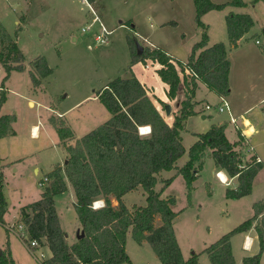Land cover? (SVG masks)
Returning a JSON list of instances; mask_svg holds the SVG:
<instances>
[{
  "label": "trees",
  "instance_id": "obj_1",
  "mask_svg": "<svg viewBox=\"0 0 264 264\" xmlns=\"http://www.w3.org/2000/svg\"><path fill=\"white\" fill-rule=\"evenodd\" d=\"M96 1L87 0L94 6ZM192 1L194 21L202 32L200 40L193 44L187 61H175L157 46H143V51L139 53L137 41L127 37L131 64L150 59L161 65L158 74L168 84L169 98L176 96L183 83L185 97L172 123L165 121L144 86L131 72L127 77H114L95 91V97L111 116L77 138L73 144L64 142L72 136L65 122L58 117L50 118L67 152L66 161L63 166L56 165L48 173L49 184L44 187L37 200L20 209L19 221L27 227L30 238L43 241L50 249L51 256L44 264H133L125 249L128 230L136 242L140 243L143 239L149 242L161 264H198V253L193 252L186 259L181 254L173 229L175 198L161 197L172 178L163 179L159 191L154 187L157 174L173 169L177 159L185 153L180 131L184 128L185 120L196 114L192 99L198 82L204 83L218 96H226L230 90V61L226 46L223 42L207 46L208 34L201 17L210 10H221L228 5L243 7L246 3L243 0H227L222 3L212 0ZM256 1L258 0H254ZM23 19L20 16L19 21L23 23ZM225 21L229 43L237 47L239 39L253 26V20L248 13L229 12ZM20 29L18 26L14 35H11L0 22V66L4 71L0 107L6 100L3 84L10 73L25 70V56L16 42L17 31ZM185 68H190L196 76L187 77L184 74ZM28 72L32 85L38 87L42 78L50 75L52 69L44 56H37L31 61ZM13 121V115H0V138L14 134L11 126ZM142 126H149L150 132L141 134L139 127ZM224 129V125L213 124L205 132L196 134V141L188 149V160L178 168V173L185 179L188 199L192 182L196 178L193 171L195 164L199 163L201 166L206 150H210L216 167L224 170L229 177L236 176L238 179L236 188L226 189L227 198L237 199L251 192L253 178L263 168V164L256 162L255 156H251L243 164L235 149L237 141L230 142ZM239 138H243L240 133ZM63 174L74 190V208L83 232L71 244L61 229L54 201L55 195L67 189ZM3 182L4 175L0 165L2 224L7 210ZM139 186L146 194V202L129 209L122 197ZM110 197L115 198L116 206L112 204ZM97 200H102L103 205L94 208L93 202ZM252 208L254 213L251 217L202 250L208 255L211 264H235L230 238L235 233L252 227L257 234L259 250L252 256L244 257L242 264H260L264 251V198L253 203ZM156 215L161 220L159 226L154 225ZM145 232L148 234L145 235ZM0 264H15L8 246L0 250Z\"/></svg>",
  "mask_w": 264,
  "mask_h": 264
},
{
  "label": "crops",
  "instance_id": "obj_2",
  "mask_svg": "<svg viewBox=\"0 0 264 264\" xmlns=\"http://www.w3.org/2000/svg\"><path fill=\"white\" fill-rule=\"evenodd\" d=\"M171 1L174 4L172 5V13L175 14L173 18L164 19L159 17L160 19H157L156 25L153 26L151 24L152 29H156V31H158L159 29H165L166 26H169L167 25V23L170 21H175L176 23L174 28H177L180 26L183 16H187V20L189 21V23H195V10L192 0H184V2L182 0ZM212 1L217 2L215 0ZM222 2L225 1L222 0L218 1L217 3ZM102 3H104L103 0H97L95 2L96 8H101ZM22 4L24 5L21 6V13L18 15V18H16L13 22L16 27H18V25L20 24L21 28V24L23 23L19 21V18L27 12V9L29 7L27 0H23ZM1 8L2 11H0V22L4 25L9 34L13 35L16 29H12L10 20L12 15L4 6ZM227 8L228 6L221 10H210L202 15L201 20L205 24L206 31L208 34L207 46L221 41L225 44L226 49L228 51L230 43H227L228 36L225 18L226 15L229 12H233V10L230 11L231 9H229L227 12ZM13 10L15 9L13 8ZM234 13L241 12L234 11ZM208 18H210L211 20L217 18L219 20V24L221 23V28H219V30L213 34L209 31L211 22L207 21ZM121 25H124L123 22H121ZM131 27L133 28L135 27V25H131ZM135 32L138 34L137 31ZM201 32L202 29L196 25V30L193 37L188 38L184 33H180L177 36L178 41L176 43H171L169 42V40L162 37L159 39H154L155 41L151 43L149 40H147L145 36L142 37V39L143 42H146V44H144L146 47H149L150 44H152L153 46L160 47L165 50L167 54H169L173 58V60L185 62L187 61L191 53L193 44L200 40ZM173 34L174 33L171 32L172 38L174 37ZM243 36L239 39L237 43V80H235L234 78V67L232 63H230V90L229 93L225 96L229 102L231 114L237 118L236 124L230 122L228 114L227 117L218 118L213 121H211L210 119L206 120L207 115L202 111L200 106L201 100L209 98L210 96L217 98H219L220 96L210 91L204 83L198 82L194 97L192 99V102L195 103L193 108L196 114L189 116L185 120L184 128L180 131V135L183 143L184 133L188 134L191 132V143L189 145L190 147L197 139L196 134L205 132L213 124L218 126L224 125L225 135L227 139L230 142L237 141V146L235 149L240 154L242 161L248 160L251 156H257L261 159L262 162H264V72L260 68L255 71V63H257L256 60L258 56L260 57V54L252 52L251 50L240 48V46H242L241 41L244 38ZM73 39L75 40V38ZM16 42L18 44L17 36ZM137 42H139V40ZM231 47L233 46L230 45V48ZM31 61L26 62L25 57V70L12 71L8 79L3 84L6 93V100L0 107V115L10 114L14 116V121L11 123V126L14 130V134L0 138V165L2 166V171L4 175L3 193L7 201V210L6 213L3 215V221L4 224L7 225H13L19 222L20 209L25 205L35 201H28L22 199L24 195H22V186L19 185V180L21 176L25 177L27 175V172L31 171V173L35 177L36 183L38 184V180L40 178H42L43 176L48 177V173L56 165L63 166L64 162L66 161L67 152L65 150L63 142L60 140L59 136L57 135V132L56 136L52 135L50 130H48V128L46 127V123H48L53 129V126L50 124L51 117L61 118L65 122L66 126L71 130L72 136L70 138L65 139L64 142L65 144H73L77 138H80L82 135L88 133L101 123L108 120L111 115L108 112V114H106L105 121L99 123L98 125H94L91 122V118L88 116V111H91V109L95 107V104H93V106L89 104V106L84 108V110H78V113L83 116V121L82 126L79 127L81 128V131H79L78 133H74L75 125L73 124L72 117H70L69 114H71V111L80 109L81 107H83V105H87L92 101H99L95 97L94 92L97 89L105 86L107 82L113 79L114 77H127L130 75V72L133 73L136 78L140 81V83L144 86L146 93L156 105L157 109L159 110L165 121L169 124L172 123L174 116L178 113L181 101L184 99L186 91L183 83H181V86L176 96L174 98H169L167 95L168 84L163 81L158 74V70L161 65L158 62L152 61L150 59H146V61L144 62L137 61L131 64V56L128 47L126 59L125 61H123V67L120 68V64L118 65V61L113 60V64L117 63L113 65V77H107L100 83L101 85H98L93 89H90L89 91L82 92L80 95L74 98L70 104L67 103L66 107L62 108L63 102H59L60 105H58L60 107H58L54 99L52 100L51 98H48L45 101L39 99V93H41L42 90L46 91V86L43 84V81H46L47 77L42 78V82L38 87H34L31 83L28 72L30 70ZM3 76L4 71L0 66V88ZM13 79H16V85L13 84ZM91 87L92 86H90V88ZM24 103L28 108L36 109L35 113L27 114L28 112L22 108ZM207 103L208 101L205 103V105ZM166 105L170 106L169 113L165 112ZM42 111L44 112L45 117L42 115ZM199 112L201 113L200 119L207 122H203L200 131H190L188 126L189 122L192 118L198 117L197 114H199ZM239 133L242 134V139L239 138ZM184 147L185 153H187L188 155L189 147ZM184 154L179 159H177L175 167L171 170H168L169 172L174 171V175L170 178H175L177 176L178 168L182 167L183 164L188 160L187 157V159H185L182 165L177 164L178 161L183 158ZM209 157H211L210 150H206L204 157L201 161V166L199 165V163L195 164V168L193 171L196 175V178L192 182L190 198H187L186 206L184 208H178V201L176 197H174L175 204L173 205V210L176 212V216L173 220V229L181 250V254L186 259L191 255V253H198V264H208L206 259L210 261L208 255L205 252H202V250L207 247L210 243H208V241H203L200 245L201 247H195V249H193V247H191L190 245H183V241H181L179 237V231L177 229V219H179L182 215L186 214V230L185 232H182V234H185V240H191L192 237L196 236L194 234V225H196L200 221V216H202L204 209L208 207L206 205L210 204L209 201L208 203H203L200 200V198L198 197L199 195H197L198 188L202 186L204 190V188L206 187L204 191L202 190V193L204 192V194H206L207 200L212 199V201H214L212 202L211 206L216 209V215H218L217 222L222 227L218 231L216 238H220L223 234L237 226V222L229 226L227 225V223H229V216L227 215V206L230 203H235L237 201V206L241 205V207H243L245 205L246 208L244 212L248 214L250 210L251 217L254 213L252 208L253 203L261 201L264 198V179L258 176L260 171H258L254 176L252 181V189L248 195L242 196L237 199L227 198L226 189L236 188L238 186V179L236 176L229 177L224 170L215 166L213 160L208 177L206 180H204L202 176V168L206 160L209 159ZM164 171L166 170H163L157 174V183L155 184L154 188H156V185L158 183H162L160 182V179H167V177L163 176ZM218 171L225 175L227 179L225 183L220 182L216 177L215 173ZM9 172H11V174H9ZM63 178L66 182L67 189L64 192L55 195L54 201L61 229L65 233V237L68 243L71 244L76 240L77 232L81 231V227L78 221L77 213L74 208V203L76 201L74 190L64 174ZM14 179H16L17 181L16 185L11 182ZM214 179L216 180V182L213 181ZM49 182L50 178L48 177V181L45 185L47 186ZM220 185H222V190L218 188L220 187ZM161 188L162 186L160 187V189ZM7 189L9 190V194H7ZM166 189L167 187H165V189L161 193V197L163 198L171 196L165 192ZM216 190L219 191L221 196V198L219 199L220 203L214 200V193ZM10 191H13V195L10 194ZM41 192H39V197L41 195ZM134 192H138L140 194L139 203L135 201V198L131 199V201L128 203L127 198L132 197V194ZM14 193L18 194L20 197H15ZM253 195H255V197ZM145 197L146 194L144 190L142 189V187L139 186L137 189L123 195L122 199L126 206L131 209L133 205H144L146 202ZM249 197L253 198L251 199ZM58 198H60L59 202L61 203V209H59L58 207ZM248 198L250 200H246ZM112 199H114L117 205V201L115 200V198L112 197ZM142 200L144 202L140 203ZM97 201H100L103 204L102 200ZM219 204H221V206L224 208L218 212L217 209L221 207ZM4 224L0 223V250L8 246L14 261H16L17 257L14 251L15 242H13L11 239V237H13L12 235H16L10 231H7ZM160 224V217L159 215H156L154 225L159 226ZM129 233L133 240V243H131V248L135 255H132L128 249ZM206 233L210 234L209 229L206 231ZM147 234L148 233L145 232V235ZM246 237H248L250 241L249 248L244 246V240L246 239ZM230 242L235 264H242V260L244 257L252 256L256 254L259 250L258 238L254 227L244 232L235 233L231 236ZM185 248H188L187 251ZM125 249L133 264H161L149 242L146 239H143L140 243L136 242L133 239L130 230H128L126 234ZM42 250L47 257L51 256V251L45 243H43ZM191 250L194 251L191 252ZM263 263L264 251L262 252L260 259V264Z\"/></svg>",
  "mask_w": 264,
  "mask_h": 264
},
{
  "label": "rangeland",
  "instance_id": "obj_3",
  "mask_svg": "<svg viewBox=\"0 0 264 264\" xmlns=\"http://www.w3.org/2000/svg\"><path fill=\"white\" fill-rule=\"evenodd\" d=\"M182 1L184 2V0ZM215 1L218 2L222 0ZM224 1L226 2L227 0ZM243 1L246 3L245 6L234 7L228 5L227 12L231 9L230 11L248 13L251 16L253 26L244 34V38L241 41L242 46H240V48L260 54V57H257V63H255V71L260 68L264 72V0H258L256 2H254V0ZM27 2L29 7L27 12L23 15L22 28L17 31L18 46L22 49L26 57V62L33 60L37 56H44L46 58L52 72L47 76V80L43 81V84L46 86V91L42 90L41 93H39V99L42 101L48 98L54 99L58 107H60L59 102H63L62 108L66 107L67 103L70 104L73 99L82 92L89 91L101 85L100 83L104 79L111 77L113 75V65L117 64H113V60L118 61L120 68L123 67V61H125L128 51L127 37H130L134 41L139 40V44L145 47L144 44H146V42H143L142 39L144 36L150 43L155 41L154 39H159L161 37L166 38L171 43H176L178 41V34L184 33L189 38L193 37L196 30L195 23H189L187 16H183L181 24L177 28H174L176 22L170 21L174 23L168 22L167 25L169 26H166L165 29H159L158 31L152 29L151 24L153 26L156 25L157 19H171L175 15L172 13V5L174 4L171 0H103L104 3L101 4V8L97 9L94 5H92V7L97 17L108 30H111V33L109 35L108 44H98L94 40L95 32L98 31V23H92L94 15L84 1L27 0ZM22 3L23 0H0V11H2L1 7L4 6L12 15L10 18L12 29H17L13 22L21 13V6L24 5ZM13 8L15 10H13ZM120 21L123 22L124 25H121ZM207 21L211 22L209 31L212 34L221 28V23L219 24L217 18L213 20L208 18ZM89 24H91L90 30L83 32L82 28ZM131 25H135V27L132 28ZM18 26H20V24ZM135 31H137L138 34ZM171 32L174 33L173 38L171 37ZM73 38H75V40ZM256 40L259 42L256 43ZM228 42L227 40V43ZM227 57L234 67V78L237 80V47L230 48L229 44ZM12 82L15 85L17 84L16 79H13ZM90 86L92 87L90 88ZM207 101L214 107L215 104L219 103V98L210 96L209 98L201 100L200 106L202 111L207 115L206 120L210 119L213 121L218 118L227 117L226 111L217 112L213 107L212 109H205V103ZM89 104H91V106L95 104V107L91 109V111H88V116L91 118V122L94 125H98L106 120L105 117L106 114H108L106 108L99 101H92L87 105H83L80 109L71 111V114H69L75 125L74 133L81 131L79 127L82 126L83 121V116L78 113V110H84ZM22 108L28 112L27 114L35 113L36 110L28 108L25 103ZM42 113L44 116L43 111ZM197 115L198 117L192 118L189 122L188 126L190 131H200L203 122H207L200 119V112ZM50 124L52 125L51 122ZM46 127L50 130L52 135L56 136L57 131L54 129V126L52 129V127L46 123ZM183 137V145L189 147L191 143V132L188 134L184 133ZM187 157L188 155L185 153L177 164L182 165ZM212 162L213 159L209 157L203 165L202 176L204 180L208 177ZM245 162H247V160L242 161L243 164ZM259 171L260 173L258 176L264 179V167ZM9 174H11V172H9ZM173 175L174 171H164L163 173V176L167 178ZM161 180L163 179H160V182H162ZM213 181L216 182L215 179ZM11 182L16 185L17 181L14 179ZM19 183V185L22 186V195H24L22 199L28 201L38 199L39 192L46 186H39L31 171H28L25 177L21 176ZM162 185L163 183H158L155 190H159ZM221 186L222 185L218 188L221 189ZM202 190L203 187L200 186L197 190L198 197L203 203H208L209 201L210 204H204L208 207L204 209L202 216H200V221L194 225V234L196 236L192 237L191 240H185V234H182V232L186 230V214L177 219V229L179 231V237L181 241H183V245H190L193 249H195V247H201L200 245L203 241H208L210 244L216 241L218 239L216 235L222 228L217 222V211L211 206L214 201H212V199L207 200L206 194H204V192L202 193ZM10 192V194L13 195V191ZM165 192L177 198L178 208H184L186 206L187 190L185 187V179L178 171L177 176L172 178V182L170 186H167ZM7 194H9L8 189ZM132 195V197L127 198V202L129 203L131 199L135 198V201L139 203L140 194L134 192ZM14 196L20 197L15 193ZM253 196L255 197V195ZM220 198V193L216 190L214 193V200L219 202ZM249 198L252 199L253 197ZM249 198L246 200H250ZM110 199L112 204L116 205L114 199H112V197ZM59 201L60 198H58L57 203L59 209H61V203ZM143 202L142 200L140 203ZM219 205L221 206V204ZM223 208L222 206L219 207V209H217L218 212ZM245 208V205L243 207H241V205L237 206V201L235 203H230L227 206V215L229 216V223H227V225H232L235 222H237L236 225H238L243 220L249 218L250 210L248 214H246L244 212ZM208 229L210 234L206 233ZM12 236L11 239L15 242V255L18 259L15 261L16 264H36L34 257L29 253L25 245L22 244V241H20L18 237ZM131 243H133V240L129 233L128 249L132 255H135L131 248ZM185 249L187 251L188 248ZM192 251L194 250H191V252ZM206 261L208 264H211L207 259Z\"/></svg>",
  "mask_w": 264,
  "mask_h": 264
},
{
  "label": "built area",
  "instance_id": "obj_4",
  "mask_svg": "<svg viewBox=\"0 0 264 264\" xmlns=\"http://www.w3.org/2000/svg\"><path fill=\"white\" fill-rule=\"evenodd\" d=\"M80 1H84L88 8L90 9L91 13L94 15L93 19H92V23L97 22L98 23V31L95 32L94 35V40L95 42H97L98 44H107L109 42V35L111 33V30H108L106 28V26L100 21V19L97 17V15L95 14V10L93 9L92 5L90 3L87 2V0H80ZM91 27V24L86 25L85 27L82 28L83 32L89 31ZM259 41L256 40V43H258ZM150 48L154 47L152 44L149 45ZM184 74L187 77H191V76H196V74L190 69V68H185ZM212 105L207 103L205 105V109H212ZM214 109L217 110V112H227V114L229 115V119L230 122L236 124L237 122V118L234 117L231 114V110H230V105L228 100L226 99L225 96H220L219 97V103L215 104ZM139 132L141 134H147L150 132V127L149 126H145L144 132H141V128L139 127ZM255 160L256 162H261L263 164L264 167V162L261 161V159L257 156H255ZM220 171L216 172V177L218 178V180L220 182H226L227 179L226 177L223 179L220 176ZM48 181V177L43 176L42 178H40L38 180V185L39 186H44L46 184V182ZM97 201L93 202V207L97 208L102 206L103 204L100 203L99 206H97ZM5 228L12 232L13 234H15L25 245V247L27 248V250L29 251V253L34 257L36 264H44V261L47 260L49 257L46 256V254L43 252L42 250V246H43V241L39 242L37 239H33L30 238L29 233L27 231V227L25 226L24 223L22 222H17L16 224L13 225H7L5 226ZM244 246L249 248L250 247V241L249 238L246 237V239L244 240Z\"/></svg>",
  "mask_w": 264,
  "mask_h": 264
},
{
  "label": "water",
  "instance_id": "obj_5",
  "mask_svg": "<svg viewBox=\"0 0 264 264\" xmlns=\"http://www.w3.org/2000/svg\"><path fill=\"white\" fill-rule=\"evenodd\" d=\"M137 49H138V52H139V53H141V52L143 51V46H141V45L139 44V42H137ZM165 112H166V113H169V112H170V106H169V105H166V106H165ZM79 235L82 236V235H83V232H82V231H80V232L78 231V232H77V238H79Z\"/></svg>",
  "mask_w": 264,
  "mask_h": 264
},
{
  "label": "bare ground",
  "instance_id": "obj_6",
  "mask_svg": "<svg viewBox=\"0 0 264 264\" xmlns=\"http://www.w3.org/2000/svg\"><path fill=\"white\" fill-rule=\"evenodd\" d=\"M141 128V132H144V129H145V126H142L140 127ZM35 132H36V128H35ZM220 176L224 179L225 178V175L223 173H220ZM101 202L100 201H97V206H99Z\"/></svg>",
  "mask_w": 264,
  "mask_h": 264
}]
</instances>
